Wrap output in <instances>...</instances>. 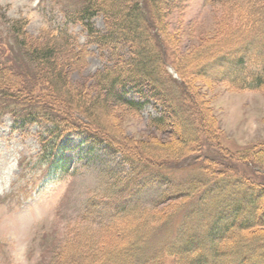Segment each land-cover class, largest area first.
<instances>
[{"label": "rangeland", "instance_id": "374dc122", "mask_svg": "<svg viewBox=\"0 0 264 264\" xmlns=\"http://www.w3.org/2000/svg\"><path fill=\"white\" fill-rule=\"evenodd\" d=\"M237 3V15L229 17L230 8L221 3L212 4V0H148V7L167 45L165 58L181 68L198 102V109L186 105L177 96L161 72L159 58H155V66L148 61L149 47L156 53L151 42L152 32L144 27L143 34L130 30L127 35L130 42L139 43L137 51L144 68L150 66L149 71H155L152 73L154 85L165 95L167 116L171 111L175 114V128L167 127L160 131L150 125L152 119L163 114L161 106L154 101H141L144 106L139 115L110 103L109 118L97 113L96 120L92 122L73 103L75 121L84 125L90 123L93 127H88L99 129L109 141L112 138L119 144L122 155L137 157V163L131 165L134 167L131 172L127 168L130 163L118 165L120 153L106 149L105 144L91 146L81 136L63 139L62 148L55 153L48 152L46 157L47 150L44 151L43 146L47 147V143L42 146L36 127L17 128L13 125V113L24 114L25 109L32 108L28 99L14 102L9 98L10 93L0 88V187L4 188L0 194V232L10 219L42 212V218L28 235L33 264H42L45 259L49 261L52 250L61 244L63 235L67 234L65 242H75L88 230L96 244L113 248L133 240L137 226L144 222L152 232L149 233V245L142 251L155 257L160 254L161 245L173 240L178 222L173 218L170 222H175L168 224L167 217L181 205L186 206L180 211L181 220L200 202L205 203L207 212L213 214V204H222L230 199L232 202L241 201L249 196L250 189H258V211L264 210V176L251 169L253 164L264 167V88L239 90L216 83L211 76L217 68L201 69L202 62L210 61L220 53L231 52L245 38L243 30L239 29L249 23L243 16L246 2L239 0ZM122 5L130 10L133 0H123ZM81 6L82 0H0V68L9 67L11 70L7 72L12 79L8 85L33 93L29 97L31 105L36 96L45 93L47 86L41 83L42 78L36 77L38 71L26 49L62 31H67L79 46L89 52L85 64L68 55L61 56L63 67L67 68L71 93H83V96L93 99L97 94L101 95L95 74L110 66V54L107 50L99 53L94 44L88 43L80 25L74 24L71 15ZM91 23L94 29L104 31L102 16H97ZM11 25H21L18 38L11 34ZM135 25L143 24L136 21ZM47 98L44 105L62 107L61 100ZM128 99L140 101L133 93H129ZM156 147L160 149L158 152L151 151ZM198 150H201L199 154L185 159L187 154ZM213 150L227 157L224 165L221 158L214 159ZM203 156L213 159L212 162L202 164L200 159ZM197 157L200 158L196 160L199 163L195 164ZM135 173L138 175L132 176ZM123 184H126V189L119 198L118 190ZM132 196L145 205V211L140 210L115 221L101 232L97 231L99 222H107L106 215L111 211L106 201L124 202ZM161 196L171 201L153 210L151 201ZM92 200H101L99 209L102 216L93 214L94 225H88L87 229L79 222ZM213 215L209 220H214ZM180 218L177 220L181 221ZM243 218L244 214L238 219L241 221ZM199 220L190 221L187 228L198 230ZM68 225L71 227L64 233ZM154 227L157 230L153 233ZM250 249L251 246L233 248L227 257L232 259V264H238L236 257L247 254ZM259 253L264 254V250ZM161 259L164 261L160 264H175L174 258L163 255ZM0 264H10L8 243L2 235ZM181 264H189V260L183 258Z\"/></svg>", "mask_w": 264, "mask_h": 264}, {"label": "trees", "instance_id": "16d2710c", "mask_svg": "<svg viewBox=\"0 0 264 264\" xmlns=\"http://www.w3.org/2000/svg\"><path fill=\"white\" fill-rule=\"evenodd\" d=\"M122 1L82 0V6L71 15L74 24L80 25L83 32L86 33L85 37H87L88 43L94 44L99 53L103 54V51L107 50L110 54V66L95 74L96 84L102 93L101 95L97 94L94 99L83 96V93L82 95L79 93L72 94L68 86L67 68L63 67L61 56L65 54V56L68 55L71 59L77 60L78 63L85 64L89 52L85 47L79 46L67 31L51 36L45 42L30 45L26 49L30 61L38 71L36 77L42 78L41 83L47 86L44 89L45 93L36 96L32 105L29 97L33 93L30 94L31 91H26L24 88L14 89L13 85H8L12 79L7 72L10 73L11 70L9 67L0 68V88L4 89V92L10 93L9 98L14 102L22 100V98L23 100L28 99V105L32 107L25 109L24 114L16 115L13 113V125L17 128L36 127L39 135H41L42 146L47 143V147L43 146L44 151L47 150L46 157H48V152L55 153L61 149V141L70 136H81L91 146H99L98 143L105 144L106 149L121 152L120 145L114 142L112 138L109 141L99 129L88 127H93L90 123L84 125L74 120L72 115L73 103H76V107L87 114L92 122L96 120L97 113L109 118L110 103L139 115L144 106L143 102L154 101L161 106L163 114L152 119L150 125L160 131H164L167 127L170 129L176 127L173 118L175 114L171 111V119L170 116H167V106L164 103L166 99L163 91L154 85L152 73L155 71L150 72L149 70L152 68L150 66L144 68L137 51L139 43L128 40L130 36L127 35L130 30L143 34L142 29L145 27L152 32L151 42L156 53H153L149 47L148 61L155 66L157 61L155 58H159L158 63L161 65V72L176 91L177 96L186 105L198 109V102L192 94L190 84L183 75L181 68L165 58L167 45L161 28L155 22L154 15L148 7V0H133L130 10L123 7ZM237 2L239 0H212V4L221 3L229 7V11H231L229 17L237 15L239 10V3ZM245 2L246 10L243 16L248 19L249 23L239 29V31L243 30L245 38L231 52L220 53L216 57H212L210 61L202 62L201 69L217 68V72L211 76L216 83H224L239 90H258L264 88V2L261 0H245ZM97 16L103 18L104 31L92 27L91 21ZM136 21L143 25L136 26ZM20 28L21 25L9 26L11 34L17 38ZM136 35L139 34L136 33ZM23 46L25 47V44ZM69 58L67 60L71 62ZM169 69L174 72L175 77L169 72ZM60 81L63 82L64 87ZM51 87L53 88L52 91ZM129 93H133L140 101L128 99ZM45 98L51 101L61 100L62 107L46 103L44 105ZM158 150H160L159 147H156L151 151L158 152ZM200 152L201 150L191 152L185 156V159ZM212 153L214 159L221 158V164L224 165L227 161V157H222L219 151L213 150ZM136 158L135 155L130 158L121 154L118 165L130 163V166L127 167L130 171L134 169L131 165L137 163ZM198 159L200 158H195V164L199 163L196 161ZM200 160L204 164L212 162L213 159L203 156ZM251 167L255 174L264 176L263 166L253 164ZM136 175L138 173L132 176ZM124 189H126V184H123V187L118 190L119 198ZM257 190L250 189L249 196L244 198L246 200L241 199V201L232 202L233 199H230L222 204H213L211 207L215 206L214 215L207 212L208 206L205 203L200 202L195 209L190 210L185 219L181 220L180 211L186 207L181 205L167 217L168 224L178 222L175 227L174 238L163 246L161 245L160 254L155 255V257L149 252L142 251L146 245H149L151 241L149 233L152 232V229H149L144 222L137 226L138 230H136L137 233L133 236V240L113 248L96 244L92 233L90 234L88 230H85L75 242L70 240L65 242L67 234L63 235L61 244L52 250L49 261L45 259L42 264H160L164 261L161 259L163 255L174 258L175 264H181L183 258H187L189 264H232V259L227 257L228 251L247 246H251V249L245 255H238L236 257L237 263L264 264V254L259 253L260 250H264V210L258 211L260 194ZM169 201L171 200L167 197H156L151 201L150 207L156 210L169 204ZM92 202L86 207V211L79 222L87 229L89 228L88 225H94L95 217L92 216L93 214L96 217L102 216V211L99 209L102 206L101 200H92ZM106 202L111 211H108L106 215L107 222H99L100 226L97 228L99 232L123 218L139 213L145 207L138 198L135 199L133 196L124 202L120 200L115 203H111L110 200ZM207 214L210 216L207 217ZM242 214H244V218L240 221L238 218ZM212 215L215 216L214 220H209ZM169 217L171 218L169 219ZM179 218L181 221L177 220ZM171 219L175 221L170 222ZM197 219H200L198 230L192 231V229L187 228L190 221ZM158 226L162 227L161 224ZM70 227L71 225L66 226L64 233H67ZM154 230L155 227L153 233L157 229ZM161 254L163 255L158 256ZM216 260L217 262H215Z\"/></svg>", "mask_w": 264, "mask_h": 264}, {"label": "clouds", "instance_id": "9594fccd", "mask_svg": "<svg viewBox=\"0 0 264 264\" xmlns=\"http://www.w3.org/2000/svg\"><path fill=\"white\" fill-rule=\"evenodd\" d=\"M4 191L0 187V194ZM45 211H48L46 209ZM43 213L36 211L26 213L15 219H10L0 232L7 243L10 264H33V258H30V247L28 235L32 227L42 218Z\"/></svg>", "mask_w": 264, "mask_h": 264}]
</instances>
